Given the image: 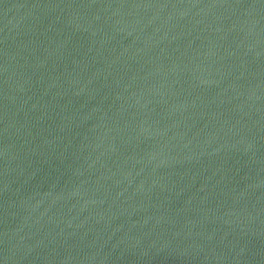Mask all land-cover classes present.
Instances as JSON below:
<instances>
[{"label": "water", "instance_id": "water-1", "mask_svg": "<svg viewBox=\"0 0 264 264\" xmlns=\"http://www.w3.org/2000/svg\"><path fill=\"white\" fill-rule=\"evenodd\" d=\"M0 264H264V0H0Z\"/></svg>", "mask_w": 264, "mask_h": 264}]
</instances>
